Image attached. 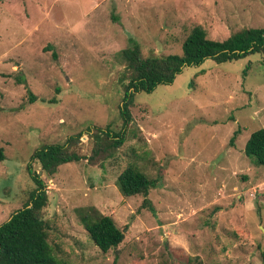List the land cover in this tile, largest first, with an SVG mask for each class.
<instances>
[{
  "label": "rangeland",
  "instance_id": "374dc122",
  "mask_svg": "<svg viewBox=\"0 0 264 264\" xmlns=\"http://www.w3.org/2000/svg\"><path fill=\"white\" fill-rule=\"evenodd\" d=\"M197 26L218 41L263 28L264 0H0V226L30 201L32 155L83 133L70 144L83 160L53 176L32 165L62 264H262L264 167L244 150L264 128V55L208 59L137 93L119 148L88 133L125 130L120 51L182 54ZM130 165L157 181L147 196L118 189ZM90 207L124 231L117 249L91 239L78 213Z\"/></svg>",
  "mask_w": 264,
  "mask_h": 264
},
{
  "label": "trees",
  "instance_id": "16d2710c",
  "mask_svg": "<svg viewBox=\"0 0 264 264\" xmlns=\"http://www.w3.org/2000/svg\"><path fill=\"white\" fill-rule=\"evenodd\" d=\"M50 50L52 46H49ZM264 55V27L246 28L232 34L224 41L209 39L207 32L200 26L195 27L182 46V54L167 56H148L142 54L139 43L133 41L130 46L119 52V58L126 65L124 95L121 116L124 132L112 133L96 128L88 133L97 139L107 136L113 148L123 145L125 133L133 122L130 107L139 92L151 93L159 85H171L186 67L199 66L212 59L217 64L237 61L253 54ZM54 57L57 55L54 53ZM23 84L22 78L18 79ZM32 100H35L32 94ZM239 130L231 138L233 145ZM83 133L71 136L66 143L46 145L31 157L28 172L35 184L30 201L23 209L16 211L11 218L0 226V264H62L56 257L49 242L48 222L42 216V210L48 204L46 185L41 175L33 170V163L38 161L41 170L47 176H53L60 166L84 159L70 150L72 142H78ZM99 153L98 150L95 151ZM244 153L254 160L257 166L264 167V128L258 129L248 139ZM0 160L4 155L0 152ZM117 187L125 197L147 196L157 187V181L150 178L137 166H128L118 177ZM80 221L89 233L95 245L103 252L117 249L125 239V233L114 219L103 215L95 207L78 211ZM264 264V250L261 252Z\"/></svg>",
  "mask_w": 264,
  "mask_h": 264
}]
</instances>
